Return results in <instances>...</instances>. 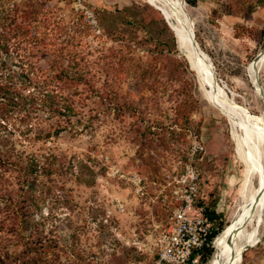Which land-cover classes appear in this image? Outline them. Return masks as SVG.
Listing matches in <instances>:
<instances>
[{"label": "rangeland", "instance_id": "1", "mask_svg": "<svg viewBox=\"0 0 264 264\" xmlns=\"http://www.w3.org/2000/svg\"><path fill=\"white\" fill-rule=\"evenodd\" d=\"M51 3L58 41L73 32L75 11L82 12L90 28L85 37L76 35V46L97 70L104 58L127 57L117 88L120 100L132 105L117 116L83 89L71 119L78 133L44 136L55 120L43 112L28 125H8V143L16 154H53L62 164L42 176L53 190L54 215L47 226L63 249L57 264H151L156 238L174 206L165 174L178 177L187 165L198 172V201L219 215L214 226L230 223L241 204L242 164L232 137L236 127L203 95L198 71L163 12L150 0ZM185 6L225 95L240 110L261 114L264 99L252 87L247 65L264 46V0H185ZM57 23L65 30L58 31ZM98 76L97 86L108 89ZM95 113L87 129L84 124ZM132 174L142 178L140 189L128 179ZM259 215L260 240L244 251L241 264H264V210Z\"/></svg>", "mask_w": 264, "mask_h": 264}, {"label": "trees", "instance_id": "2", "mask_svg": "<svg viewBox=\"0 0 264 264\" xmlns=\"http://www.w3.org/2000/svg\"><path fill=\"white\" fill-rule=\"evenodd\" d=\"M52 11L51 0H0V264H57L63 251L47 226L54 215L49 204L53 190L42 179L58 171L62 164L53 154H16L13 144L8 143V134L12 133L8 125L12 121V125L15 121L28 125L34 114L43 112L55 120L53 129L44 136L74 132L71 119L78 113L76 100L80 98L75 97L83 89L89 90L87 97L97 98L98 105L117 116L132 107L129 99L120 100L117 88L127 57L104 58L97 70L96 62L89 61L76 46V35L78 39L85 37L90 28L82 12L75 11L78 16L73 21V32L68 34L66 30L68 35L58 41L51 27ZM56 27L58 31L65 30L59 23ZM34 57H43L45 62ZM97 72L108 89L97 86ZM95 117L96 113L86 120L87 129ZM42 131L38 129L37 137ZM198 203L214 223L219 215L202 201ZM224 226L222 221L214 226L208 244L199 252L200 264L210 260L212 240Z\"/></svg>", "mask_w": 264, "mask_h": 264}, {"label": "bare ground", "instance_id": "3", "mask_svg": "<svg viewBox=\"0 0 264 264\" xmlns=\"http://www.w3.org/2000/svg\"><path fill=\"white\" fill-rule=\"evenodd\" d=\"M150 1L163 12L166 22L179 38L181 50L187 53L197 69L203 95L229 118L232 127H236V130L232 128V137L237 158L242 164L239 181L241 204L237 206L233 220L214 237V251L208 264H241L240 255L246 245L260 240L257 221L264 210V110L255 115L238 105L242 111L225 95L216 81L211 59L196 55L191 47L190 15L183 0ZM259 52L258 59L253 58L247 65L248 77L258 95L260 92L264 94V46Z\"/></svg>", "mask_w": 264, "mask_h": 264}, {"label": "built area", "instance_id": "4", "mask_svg": "<svg viewBox=\"0 0 264 264\" xmlns=\"http://www.w3.org/2000/svg\"><path fill=\"white\" fill-rule=\"evenodd\" d=\"M196 149L201 151L203 146L198 144ZM165 177L171 187L174 206L167 227L156 238V257L151 264H199V252L208 244L214 225L204 206L198 203V172L187 165L180 176L166 173ZM128 179L139 189L143 186L138 174H132Z\"/></svg>", "mask_w": 264, "mask_h": 264}, {"label": "water", "instance_id": "5", "mask_svg": "<svg viewBox=\"0 0 264 264\" xmlns=\"http://www.w3.org/2000/svg\"><path fill=\"white\" fill-rule=\"evenodd\" d=\"M183 2H185V0H183ZM189 18H190V23H191L190 43H191V47H192L193 51L196 53V55L202 54L204 56H207L208 59H210V57L208 56V54L207 53H204L205 51H203V49H201L199 43L197 42V40L195 38V33H194V22H193V20L191 19L190 16H189ZM259 53H261V52H259ZM259 53L254 57L255 60L258 59ZM259 95L264 99L263 92H260ZM263 192H264V190L262 191V193ZM256 244H257V242H256ZM254 245L255 244H250V245L248 244V245H246L245 249L243 250V253H244L245 250L249 249L250 247H252ZM243 253L240 255V258L241 259H242Z\"/></svg>", "mask_w": 264, "mask_h": 264}]
</instances>
